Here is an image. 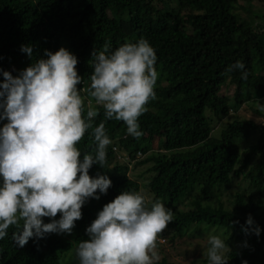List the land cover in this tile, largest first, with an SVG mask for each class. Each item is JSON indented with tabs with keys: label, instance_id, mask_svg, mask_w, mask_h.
Wrapping results in <instances>:
<instances>
[{
	"label": "trees",
	"instance_id": "16d2710c",
	"mask_svg": "<svg viewBox=\"0 0 264 264\" xmlns=\"http://www.w3.org/2000/svg\"><path fill=\"white\" fill-rule=\"evenodd\" d=\"M141 38L156 52V97L139 117V139L127 134L123 121H105L112 141L107 164H94L89 175H106L111 187L98 200H86L71 234L51 233L18 247L10 227L0 239V264H79L75 253L88 239L86 228L122 191L141 192L172 210L159 238L172 242L211 228L231 249L227 264H264V111L254 110L260 124L233 113L216 131L211 124L264 98V0H0V70L17 76L45 50L64 47L77 57L86 105L93 51ZM22 45L32 48L31 60ZM237 61L244 70L229 71ZM224 83L233 87L230 96L219 95ZM103 113L99 108L94 124ZM112 144L143 156L128 168L114 157ZM94 146L89 129L77 145L81 158L94 154ZM256 226L259 236L251 231ZM206 262L200 257L188 264ZM158 264L169 263L161 257Z\"/></svg>",
	"mask_w": 264,
	"mask_h": 264
},
{
	"label": "clouds",
	"instance_id": "9594fccd",
	"mask_svg": "<svg viewBox=\"0 0 264 264\" xmlns=\"http://www.w3.org/2000/svg\"><path fill=\"white\" fill-rule=\"evenodd\" d=\"M92 53L93 71L86 97L78 87L77 57L66 48L30 63L19 75L2 71L0 81V239L8 235L18 247L47 234H71L82 218L81 208L89 198L99 199L111 187L106 175H89L94 165L105 168L107 148L112 143L106 120L123 121L127 134L139 139V117L156 97L158 78L156 52L146 39L125 42L110 50ZM21 51L32 58V48ZM237 61L229 71L244 70ZM247 72L241 71L242 78ZM104 110V120L94 124ZM264 111V106L261 108ZM260 121L254 122L260 124ZM91 129L94 154L81 152L77 145ZM114 157L132 165L141 152L130 154L111 145ZM59 214V219L55 217ZM173 212L160 200L141 192L122 191L103 205L86 228L88 239L78 243L79 264H158L160 235L173 220ZM48 217L50 222L42 219ZM249 215L246 224L253 225ZM211 229V228H209ZM247 234L248 228L243 229ZM259 236L258 226L251 229ZM206 264H227L230 247L217 235L208 238ZM199 259V256H197ZM242 264H247L242 261Z\"/></svg>",
	"mask_w": 264,
	"mask_h": 264
},
{
	"label": "rangeland",
	"instance_id": "374dc122",
	"mask_svg": "<svg viewBox=\"0 0 264 264\" xmlns=\"http://www.w3.org/2000/svg\"><path fill=\"white\" fill-rule=\"evenodd\" d=\"M243 5H247L246 2L242 3ZM245 15V14H242ZM246 16H249L246 15ZM17 67H15V70ZM232 85L228 83H224L221 85L219 90V95H227L230 96L232 92ZM264 106V98L255 101L245 102L241 104L239 108L235 111H229V117L222 118L221 120H212L211 124L213 126L214 131L215 128H219L221 123H224L227 120L231 119V114H235L240 118H250L255 121H260L259 116L254 112V110L262 111L261 108ZM157 139H153L151 146L156 147ZM143 156V155H142ZM141 156V157H142ZM139 157V159L141 158ZM140 171V170H139ZM144 176V174H143ZM145 178V176H144ZM233 187L228 188L224 195L231 192ZM214 230L209 229L205 232H199L197 234H189L183 235L182 237H175L172 242L163 240L162 238L158 239L159 244L157 245V251L160 257H163L165 262L169 264H188L190 259L198 258L197 256L202 257L207 252L206 242H208L209 236L211 233L213 234ZM235 244H233L234 246ZM161 253V254H160Z\"/></svg>",
	"mask_w": 264,
	"mask_h": 264
}]
</instances>
